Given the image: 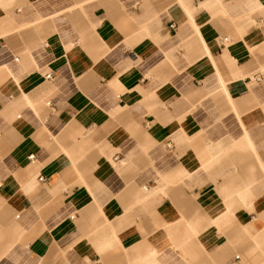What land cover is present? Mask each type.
<instances>
[{
  "label": "crops",
  "instance_id": "crops-1",
  "mask_svg": "<svg viewBox=\"0 0 264 264\" xmlns=\"http://www.w3.org/2000/svg\"><path fill=\"white\" fill-rule=\"evenodd\" d=\"M0 264H264V0H0Z\"/></svg>",
  "mask_w": 264,
  "mask_h": 264
},
{
  "label": "built area",
  "instance_id": "built-area-1",
  "mask_svg": "<svg viewBox=\"0 0 264 264\" xmlns=\"http://www.w3.org/2000/svg\"><path fill=\"white\" fill-rule=\"evenodd\" d=\"M51 78V75H47V79H50ZM29 159L31 160V161H35L36 160V158H35V155H31V156H29ZM44 180V178L43 177H40L39 178V181H43Z\"/></svg>",
  "mask_w": 264,
  "mask_h": 264
}]
</instances>
